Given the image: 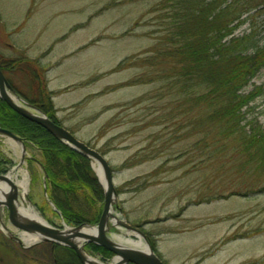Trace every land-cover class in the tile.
<instances>
[{
  "label": "rangeland",
  "instance_id": "1",
  "mask_svg": "<svg viewBox=\"0 0 264 264\" xmlns=\"http://www.w3.org/2000/svg\"><path fill=\"white\" fill-rule=\"evenodd\" d=\"M80 1L92 11L98 5L109 10L92 22V32L106 25L108 33H123V38L117 47L109 46L100 55L94 50L86 54L82 69L88 80L86 88L56 100L60 109L56 120L79 142L106 158L114 173L118 194L114 213L122 217L117 215L118 219L132 228L140 226L163 264H264V177L233 169L229 155L214 159L205 155L209 151L201 145L194 149L199 136H187L192 130L186 128V122L199 116L198 110L186 114L185 104H173V96L159 91L161 84L150 82L154 71L148 67V59L153 57L158 37L157 15L152 12L157 0H60V4ZM246 2L249 12L241 17L235 34L252 31L264 46L263 2ZM124 60H128L125 70L116 71ZM130 64L134 67L127 68ZM75 66L56 84L77 83L81 72L72 71ZM9 78L18 87L27 83L23 84L21 77ZM256 89L259 95L244 109L246 130L252 125L264 129V68L243 93ZM175 121L182 122L179 129ZM0 158L10 162L3 166L6 173L14 170L21 159L19 144L0 137ZM39 159V151L25 145L24 163L15 170L14 184L27 182V203L50 227L77 228L66 225L49 200L44 172L36 163ZM88 160L98 181L93 162ZM98 184L102 201L89 206L81 192L75 202L71 201L72 211L83 213V228L95 227L100 219L104 191ZM108 225L107 236L117 244L118 238L133 239L128 230L121 227L116 231L110 222ZM21 233L8 222L7 210L0 207V246L5 244L0 248V262L52 264L44 257V250L49 252L52 245L40 242L28 249L9 237L20 239ZM84 249L88 256L102 261L113 258L112 254ZM13 250L25 253L27 261L12 258Z\"/></svg>",
  "mask_w": 264,
  "mask_h": 264
},
{
  "label": "trees",
  "instance_id": "2",
  "mask_svg": "<svg viewBox=\"0 0 264 264\" xmlns=\"http://www.w3.org/2000/svg\"><path fill=\"white\" fill-rule=\"evenodd\" d=\"M246 1L157 0L152 12L157 15L158 37L148 67L154 71L150 82L161 84L159 91L173 96V104L186 105L188 115L198 110L199 116L186 122V128L192 130L187 136L191 133L199 136L194 149L201 145L204 151H209L205 155L214 159L229 155L230 162H234L233 169L264 177V129L252 125L246 130L242 124L244 109L260 93L256 89L245 95L243 90L264 68V46L254 33L235 34L242 24L241 17L249 12ZM127 61L121 62L116 71L125 70ZM130 67L134 64L127 68ZM0 71L18 96L53 124L61 126L46 88L45 70L34 61L18 59L0 60ZM9 76L21 77L23 84L27 83L18 87ZM181 123L175 121L174 126L179 129ZM0 129L39 151L40 159L36 163L46 174L49 200L66 225H82L86 221L83 213L72 211L71 201L75 202L80 192L89 206L102 201V191L89 160L16 114L1 100ZM9 164L0 158V174L6 173L3 166ZM150 245L154 250L153 244ZM85 248L111 256L93 244ZM11 254L12 258L27 261L25 253L13 250ZM44 257L52 264H80L74 252L65 247L44 250ZM16 263L21 262L14 260Z\"/></svg>",
  "mask_w": 264,
  "mask_h": 264
},
{
  "label": "crops",
  "instance_id": "3",
  "mask_svg": "<svg viewBox=\"0 0 264 264\" xmlns=\"http://www.w3.org/2000/svg\"><path fill=\"white\" fill-rule=\"evenodd\" d=\"M108 11L99 5L92 11L84 1L61 5L60 0H0V60L26 59L45 70L46 88L57 119L60 109L55 106L56 100L86 88L88 80L82 74L86 54L94 50L100 55L122 41L123 33H108L106 25L91 30L92 22ZM74 64L72 71L81 72L77 83L57 85Z\"/></svg>",
  "mask_w": 264,
  "mask_h": 264
},
{
  "label": "water",
  "instance_id": "4",
  "mask_svg": "<svg viewBox=\"0 0 264 264\" xmlns=\"http://www.w3.org/2000/svg\"><path fill=\"white\" fill-rule=\"evenodd\" d=\"M0 100L3 101L12 111H14L19 116L28 120L31 123H34L41 128L45 129L49 134H51L54 138L59 140L64 145L68 146L73 151L83 155L87 159H90L93 164L97 165L102 173L104 185L101 184L98 175V181L103 188L104 191V204L103 210L98 221V224L94 227L96 229V236H83L85 237L84 243H90L98 246L99 248L107 251L108 253L114 256V259H118V262H114V264H163L161 260L155 255V253L151 250L148 242L146 241L145 236L135 228H132L125 223H121V227L128 230L129 232H133L138 236L132 235L135 240H142L147 245V251H133L130 249L122 248L121 242L117 244L112 241L108 236L107 232L109 230V218L113 216L114 209L117 211L116 202L118 199L114 184H113V172L106 161L105 157L100 155L95 150L91 149L87 145L79 142L73 135H71L68 131L63 129L60 126L53 124L47 117L36 110L33 106L27 104L23 99L18 96L8 84L6 78L3 73L0 71ZM0 137L7 138L12 140L13 142L19 144L21 148V159L19 164L12 169H17L21 167L24 163V154H25V142L17 137L16 135L8 132L6 130L0 129ZM94 170V169H93ZM13 171V170H12ZM8 174V173H7ZM6 174V175H7ZM96 174V173H95ZM6 175H0V180H5ZM44 178L46 179V174L44 173ZM15 194H11L8 196L3 204L0 203V207H4L8 212V222L10 225L22 232L26 233H39L44 235V238L41 242L50 243L54 246L66 247L73 251L81 264H92L86 262L85 257L83 256V246L81 250L77 248L75 243L73 242V238L82 236L79 231L83 228V225L68 229L69 233H66L67 228L64 227V230H57L49 225L47 227H42L37 224H25L20 223L17 217V211L15 208L16 202ZM35 210L36 208L32 206ZM120 212V210H119ZM120 216L116 214L115 217ZM113 228V226H112ZM64 235V236H63ZM13 241L18 244H21L19 238L9 236ZM132 239V240H133ZM31 247V246H29ZM28 247V248H29Z\"/></svg>",
  "mask_w": 264,
  "mask_h": 264
},
{
  "label": "bare ground",
  "instance_id": "5",
  "mask_svg": "<svg viewBox=\"0 0 264 264\" xmlns=\"http://www.w3.org/2000/svg\"><path fill=\"white\" fill-rule=\"evenodd\" d=\"M93 169L96 175H98V178L101 184L104 185L103 176H102L100 168L97 165L93 164ZM15 170L9 172L6 175L5 180H0V203L3 204L6 198L14 193L17 199V203H15V208L17 211L18 221L20 223L37 224L42 227H47L48 223L38 214L36 210L33 209V207L29 203H27V200H26L27 182L23 181L22 183H18L16 185L14 184V178H16ZM112 215L113 216L109 218L110 223L112 224L113 228L116 231L121 230L122 222L118 219V217H115L116 214L114 212ZM68 233H69V230L67 229L64 235H67ZM79 233L82 236L73 238V242L75 243L77 248L81 250V247L83 246V243L86 240L85 237L83 236L85 235L96 236V229L94 227L93 228H82L80 229ZM127 235L138 236L137 234L133 232H128ZM19 237H20V241L22 242V244L27 247L36 245L40 243L44 238H46L44 235L39 234V233H21ZM118 240H119V243L121 242L122 248L124 249H130L133 251H141V252L147 251V245L145 244V242H143L140 239L132 240L131 238L123 237V238H118ZM86 260L89 261V259H86ZM91 260L94 261L93 259ZM116 261L118 262V259H116L115 262Z\"/></svg>",
  "mask_w": 264,
  "mask_h": 264
},
{
  "label": "flooded vegetation",
  "instance_id": "6",
  "mask_svg": "<svg viewBox=\"0 0 264 264\" xmlns=\"http://www.w3.org/2000/svg\"><path fill=\"white\" fill-rule=\"evenodd\" d=\"M51 246V245H50ZM52 248H54L53 246H52ZM34 264V263H33Z\"/></svg>",
  "mask_w": 264,
  "mask_h": 264
}]
</instances>
